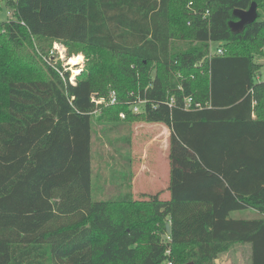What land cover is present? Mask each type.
<instances>
[{"label":"trees","instance_id":"16d2710c","mask_svg":"<svg viewBox=\"0 0 264 264\" xmlns=\"http://www.w3.org/2000/svg\"><path fill=\"white\" fill-rule=\"evenodd\" d=\"M252 2L256 20L235 30L234 12ZM3 3L10 18L0 23V125L11 121L18 85H48L54 115L2 136L0 264H162L168 249L175 264H211L242 244L251 264H264V82L255 81L254 62L264 0ZM53 43L66 58L85 55L78 87L49 57ZM210 44L223 54L208 62ZM90 96L105 102L100 111ZM186 96L202 109L184 111ZM137 97L145 105L133 114ZM94 118L128 123V147L137 121L169 129L167 201L139 200L127 181L111 186L112 199L93 200ZM248 210L257 218L231 217Z\"/></svg>","mask_w":264,"mask_h":264},{"label":"rangeland","instance_id":"374dc122","mask_svg":"<svg viewBox=\"0 0 264 264\" xmlns=\"http://www.w3.org/2000/svg\"><path fill=\"white\" fill-rule=\"evenodd\" d=\"M260 13L257 10V15ZM10 14L9 11L5 8L3 0H0V23L6 22L9 20ZM210 48H215L214 44H210ZM260 54H256L254 56V62L258 65L259 77H256V82H264V45L261 49ZM81 56V57H80ZM49 57H57V59L61 62V66L64 68L65 71L69 72V83L75 88L78 85L75 83L74 79L80 72L83 70L85 65V55L84 54H76L71 58H66V48L63 45L58 43H53L50 50ZM80 58L81 62L79 65L74 67L68 66L67 62L74 59ZM51 59V58H50ZM94 96L88 97L89 102H94ZM11 99L12 103L10 106V111L12 113L11 121L8 124L0 125V151H2L5 141L2 140V136L5 133H8V137L11 134L15 133H22L25 131L26 127L33 122L34 120L42 117V116H53L54 115V106L51 97L50 87L48 85H26V86H14L11 89ZM76 99L75 95H73L72 100ZM96 100V99H95ZM100 101V100H99ZM100 103H104L100 101ZM95 108L100 111V108H97L96 102H94ZM85 107V106H84ZM93 138H92V188H93V200L100 201V200H109L112 199L113 195L117 193L113 188L99 190L95 189L97 186H104V183L100 182V176H109L112 179H120L124 177L123 174H116L115 172L112 173L117 168V155L118 151L120 155H118L121 159L125 157V153H129L130 160L133 161L132 166L130 165V169H138L140 164V158L143 151L146 150V142L154 133L155 128H151L152 126L148 123L137 121L132 125L131 132L134 134L136 133V137L130 136V145L129 147L126 146V150L122 149L124 147V143L121 141L129 135L128 131V123L122 124L115 121H107V120H96L93 119ZM166 127V126H165ZM155 135L152 136V138ZM6 139V138H5ZM158 144V148L160 146V139L156 140ZM128 150V151H127ZM154 150H152L153 152ZM161 152H164L162 150ZM115 153V154H114ZM163 161L168 159V150L165 152ZM151 161V159H150ZM169 163V159L167 160ZM152 162V161H151ZM137 163V164H135ZM164 162H161L163 166H158V169H166ZM116 174V175H115ZM111 184V183H110ZM109 186H118V185H109ZM140 186L137 189H130L131 192L137 197L138 199L141 198V193L143 191ZM161 188L158 187V190H149L150 198L152 196L160 195L161 197ZM164 191V190H162ZM148 196V194H147ZM145 196V197H147ZM148 198V199H150ZM144 199V200H148ZM143 200V199H139ZM162 201V200H161ZM243 212V211H240ZM239 213V212H235ZM233 213V216L234 214ZM232 217V216H231ZM253 218H257L256 214H253ZM167 218H165L166 220ZM252 219V218H250ZM232 249H229L227 252L219 253L215 260H219L217 264H249L248 254H242L241 260L238 262L237 257L231 253ZM251 259V257H250ZM215 260L211 262V264H216Z\"/></svg>","mask_w":264,"mask_h":264},{"label":"crops","instance_id":"0c3cea01","mask_svg":"<svg viewBox=\"0 0 264 264\" xmlns=\"http://www.w3.org/2000/svg\"><path fill=\"white\" fill-rule=\"evenodd\" d=\"M151 126H152L151 128H155V133L153 134L155 136L152 138L153 136L152 135L150 138H148L150 140H148L147 142H146L147 139H145L146 150L143 151L142 149V155L141 157H139L141 162L138 166V169L129 168L130 165L132 166L133 161L130 160L128 152L127 153L124 152L125 157L121 159L118 156L120 155L118 151V154L116 153L118 160H120V161H117L116 163L118 169H115L114 171H112V173L115 172L116 174H123L124 177H121L120 179L116 180L115 178L112 179L109 176L107 177L100 176L99 177L100 182H102V184L104 183V186H97L95 189H99V190L107 189L108 190L109 188H113L109 186L111 185L110 183L116 182V184L119 186L120 184L127 181L130 189L132 190L134 188L138 190L140 186L141 189L139 190L143 192L141 193V196H140L141 198L139 199L144 200V199L150 198L149 190H158V187L160 186L161 197L159 195L158 199L162 201L168 200L167 186H168V177H169V163L167 161L168 159L163 161L162 157H164L165 152H167L168 150V137H169L170 131L164 125L152 124ZM132 137H136V133ZM155 138H157L158 140L160 139L161 141L159 148L157 144L158 141L157 142L154 141ZM122 149L124 150L127 149L125 144ZM152 150L154 151L152 152ZM162 150H164V152H161ZM150 159L152 162L150 161ZM161 162H164L163 164H165L166 169H162V170L158 169V166L160 167L163 166ZM91 184H92V169H91ZM253 214H256V213H254L251 210H248V211L235 213L234 216L232 214L231 216L234 219H247V218L250 219V218H253ZM231 253L237 257L238 262L241 260L242 254L247 253L249 264H251V259H250L251 247L248 244L234 246V248H232ZM218 261L219 260H215L216 264L218 263Z\"/></svg>","mask_w":264,"mask_h":264},{"label":"built area","instance_id":"2783aa9c","mask_svg":"<svg viewBox=\"0 0 264 264\" xmlns=\"http://www.w3.org/2000/svg\"><path fill=\"white\" fill-rule=\"evenodd\" d=\"M191 4V3H190ZM189 4V5H190ZM223 54V50L221 48V45H217L215 48H209V52L206 56V58L204 59V61H208L210 62L211 58L215 55H222ZM203 66V62L198 64L197 67L199 70V73L202 74L203 72L201 71V68ZM181 75L180 74H176V78H180ZM191 79H193V76H190ZM179 90H181V88L179 87L178 88ZM131 96H133V94L130 93ZM94 102H96V105L100 103L99 100H95L93 99ZM114 103H116V99H115V95H114V92L111 93L110 95V99L109 101L107 102L108 105H113ZM133 106L131 107V112L133 114H140L142 112L141 108L145 105V100H141L137 97L136 101L133 102ZM167 106L169 108H171L174 104V99L173 98H170L168 102H166ZM182 109L184 111H197V110H201L202 109V104L200 102H197V101H194V99L191 97V96H186L183 98V101H182ZM119 118L121 120H123L125 118V115L123 113H120L119 114ZM170 225V221H167V226ZM163 239L165 242H170L171 241V237L168 234H165L163 236ZM164 255L166 257L169 258V255H170V250H166ZM168 258H166V260L162 263V264H175L172 260H169Z\"/></svg>","mask_w":264,"mask_h":264},{"label":"water","instance_id":"95a60500","mask_svg":"<svg viewBox=\"0 0 264 264\" xmlns=\"http://www.w3.org/2000/svg\"><path fill=\"white\" fill-rule=\"evenodd\" d=\"M238 21L232 23V27L235 30L241 29L246 24L254 22L257 18V6L255 2H252L249 8L245 11L237 10L234 12ZM167 232H169V226H166Z\"/></svg>","mask_w":264,"mask_h":264},{"label":"bare ground","instance_id":"6f19581e","mask_svg":"<svg viewBox=\"0 0 264 264\" xmlns=\"http://www.w3.org/2000/svg\"><path fill=\"white\" fill-rule=\"evenodd\" d=\"M80 62H81V59H80V58H74V59L68 61V62H67V65H68V66H72V67H74V66H76V65H79Z\"/></svg>","mask_w":264,"mask_h":264}]
</instances>
